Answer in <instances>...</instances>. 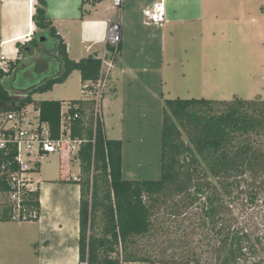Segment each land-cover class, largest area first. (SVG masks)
I'll use <instances>...</instances> for the list:
<instances>
[{
    "label": "trees",
    "instance_id": "16d2710c",
    "mask_svg": "<svg viewBox=\"0 0 264 264\" xmlns=\"http://www.w3.org/2000/svg\"><path fill=\"white\" fill-rule=\"evenodd\" d=\"M95 1L82 0L81 7ZM81 11L83 15V8ZM32 21L37 31L17 43L18 52L31 60H9L7 71L0 67V110L34 103L33 94L52 89L75 70L82 82L98 76L99 57L91 54L74 60L68 56L66 44L48 16L46 0H35ZM38 50L41 53L36 57ZM32 72L39 77L29 78ZM60 103L58 99L36 102L40 120L47 124L52 138L59 136ZM91 112L71 126L72 137L83 140L78 151V263L154 262L137 254L138 239L162 231L154 218L163 209L176 217L178 206H193L201 212L196 225L206 230L203 236L218 239L212 248L219 264H237L251 243L245 231L227 223L223 194L229 195L241 177L248 176L253 182L264 175V100L166 98L157 179L123 177L122 141L106 137L103 122L99 117L93 120ZM59 163L60 179L75 181L68 176L71 158L66 146L59 152ZM7 189L3 176L0 195ZM176 198L179 200L174 202ZM35 204L40 214L39 195ZM6 221L14 219L10 206L1 201L0 222ZM159 263L200 264L195 256Z\"/></svg>",
    "mask_w": 264,
    "mask_h": 264
},
{
    "label": "rangeland",
    "instance_id": "374dc122",
    "mask_svg": "<svg viewBox=\"0 0 264 264\" xmlns=\"http://www.w3.org/2000/svg\"><path fill=\"white\" fill-rule=\"evenodd\" d=\"M239 1L244 2L239 6L242 8L243 25L238 21L240 25L234 24L231 19L232 12H237L232 6ZM216 6L218 22L208 25L202 35L203 56L198 47L194 50L193 45L198 42L188 43L185 36L181 39L179 63L181 60L180 68L188 72L187 76L167 77L162 82L147 75L145 78L123 76L119 84L117 82L118 98L112 102L114 96L109 92L106 94L103 103L108 114L105 131L109 138L122 141L124 178L160 177L161 119L166 98L230 100L239 96L264 100V0H217ZM185 54L191 64H202L203 61V68L190 71ZM154 62L157 63L156 59ZM136 67L142 69L138 64ZM202 69L207 72H201ZM37 73L32 72L29 78H38ZM81 85L79 72L73 71L52 89L33 94L34 104L42 99L79 100L83 96ZM11 94L16 95L13 91ZM70 158L72 164L68 176H80L79 161L74 156ZM61 174L58 153L42 157L40 176L43 181L39 198L43 206V225L41 227L38 221L33 220L0 222V264H79V183L63 181ZM237 181L229 195L223 194L227 223L231 228L245 231L250 238L251 249H243L244 254L237 264H264V175L254 183L248 176ZM177 198L174 202L179 200ZM178 207L179 215L176 217L167 208L155 216V224L158 222L163 232L157 231L138 239L137 254L158 263L159 260L195 256L200 264H219L217 253L212 248L218 244V239L210 236L207 240L203 236L206 230L196 225L200 210L193 206ZM58 223L62 229L52 232L51 226ZM98 224L100 226L101 222ZM48 239L50 244L44 248Z\"/></svg>",
    "mask_w": 264,
    "mask_h": 264
},
{
    "label": "crops",
    "instance_id": "0c3cea01",
    "mask_svg": "<svg viewBox=\"0 0 264 264\" xmlns=\"http://www.w3.org/2000/svg\"><path fill=\"white\" fill-rule=\"evenodd\" d=\"M156 1L159 0H123L120 9L122 14L120 48L107 88V93L114 96L112 102L119 96L120 77L145 78L147 75L162 82L167 77L187 76L188 72L180 68L181 60L179 63L183 36L188 43L198 42L193 45L194 50L198 47L201 56L204 55L202 35L208 25L210 27L211 23L218 22L217 0H162L166 10V20L162 25L145 22L142 13L144 8ZM46 2L48 16L59 36L64 40L67 54L71 59L79 60L91 54L100 57L105 54L107 20L118 13L111 6V0L87 2L82 7V0H46ZM34 3L35 0H0V60L2 58L8 61L26 59L24 54L18 52L17 43L27 41L37 31L32 21ZM240 3L244 5L243 1H239V4L235 3L232 6L237 12H232L231 19L237 25H243L244 22L243 16L240 15L242 11V8L239 9ZM81 8L84 10L83 15H81ZM237 13L240 15L239 18ZM235 18L238 19L234 20ZM186 56L185 54L190 71L192 68H203V61L202 64L200 62L191 64ZM137 64L142 66L141 70L136 67ZM201 72L207 71L202 69ZM106 109L107 107L103 105L104 133L108 137L105 131L108 116ZM43 217V206L40 201L39 217L33 221H38L42 227ZM61 229L62 226L59 223L51 226L52 232ZM49 244L48 239L43 247L47 248Z\"/></svg>",
    "mask_w": 264,
    "mask_h": 264
},
{
    "label": "built area",
    "instance_id": "2783aa9c",
    "mask_svg": "<svg viewBox=\"0 0 264 264\" xmlns=\"http://www.w3.org/2000/svg\"><path fill=\"white\" fill-rule=\"evenodd\" d=\"M122 3L123 0H111V6L118 13L107 20L105 41L111 48L108 47L105 54L99 57L97 78L82 82L83 96L79 101L62 100L60 103L58 138L51 137V132L47 124L40 120L39 109L34 103L0 110V178L5 176L8 185V189L2 192L1 197L2 201L10 206L14 221L34 220L39 217L35 203L43 181L40 176V163L43 156L53 152L59 153L61 148L66 146L70 157L74 156L79 161L78 151L83 140L73 138L71 135L74 120L83 119L86 113L92 111L93 120L99 117L103 122V101L121 41ZM142 13L145 22L149 24L162 25L166 20V10L162 0L144 8ZM8 63V59L2 58L0 67L7 71ZM72 179L79 180L78 176H73ZM80 264H87V262ZM123 264L160 263L128 261Z\"/></svg>",
    "mask_w": 264,
    "mask_h": 264
},
{
    "label": "flooded vegetation",
    "instance_id": "af4514ba",
    "mask_svg": "<svg viewBox=\"0 0 264 264\" xmlns=\"http://www.w3.org/2000/svg\"><path fill=\"white\" fill-rule=\"evenodd\" d=\"M40 53H41L40 50H38V51L35 53V56L37 57Z\"/></svg>",
    "mask_w": 264,
    "mask_h": 264
},
{
    "label": "water",
    "instance_id": "95a60500",
    "mask_svg": "<svg viewBox=\"0 0 264 264\" xmlns=\"http://www.w3.org/2000/svg\"><path fill=\"white\" fill-rule=\"evenodd\" d=\"M12 92V91H11ZM7 108V107H6Z\"/></svg>",
    "mask_w": 264,
    "mask_h": 264
}]
</instances>
